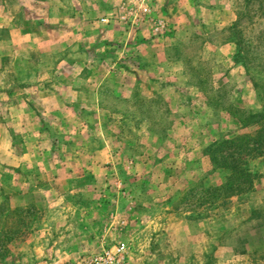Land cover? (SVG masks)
<instances>
[{"label": "rangeland", "instance_id": "obj_1", "mask_svg": "<svg viewBox=\"0 0 264 264\" xmlns=\"http://www.w3.org/2000/svg\"><path fill=\"white\" fill-rule=\"evenodd\" d=\"M262 110L264 0H0V264H264Z\"/></svg>", "mask_w": 264, "mask_h": 264}, {"label": "trees", "instance_id": "obj_2", "mask_svg": "<svg viewBox=\"0 0 264 264\" xmlns=\"http://www.w3.org/2000/svg\"><path fill=\"white\" fill-rule=\"evenodd\" d=\"M247 125L253 129L252 133L219 142L210 155L214 169L222 168L229 172L224 186L228 189L238 191L241 186L251 187L252 175L249 169L242 167L240 160L250 155L264 157V110L249 113L245 127Z\"/></svg>", "mask_w": 264, "mask_h": 264}, {"label": "built area", "instance_id": "obj_3", "mask_svg": "<svg viewBox=\"0 0 264 264\" xmlns=\"http://www.w3.org/2000/svg\"><path fill=\"white\" fill-rule=\"evenodd\" d=\"M124 247H118L114 251L106 252L100 259L93 260L92 264H118L117 257L123 253Z\"/></svg>", "mask_w": 264, "mask_h": 264}]
</instances>
